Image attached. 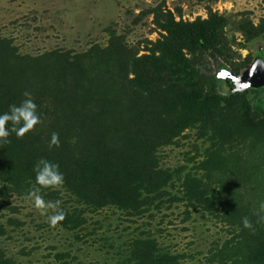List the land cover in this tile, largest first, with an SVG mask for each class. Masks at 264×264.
Instances as JSON below:
<instances>
[{
  "label": "trees",
  "instance_id": "trees-1",
  "mask_svg": "<svg viewBox=\"0 0 264 264\" xmlns=\"http://www.w3.org/2000/svg\"><path fill=\"white\" fill-rule=\"evenodd\" d=\"M224 26L225 19L215 14L193 22L175 21L169 14L161 25L165 35L150 54L137 57L121 49L104 51L101 60L112 66L88 82L97 91L98 112L88 114L90 100L75 99L74 110L61 116L58 147L49 148L54 130L45 136L43 130L19 139L13 135L10 143L0 144V184L11 191L30 190L35 185L34 163L46 158L60 165L63 187L78 203L93 210L112 205L141 213L167 196V188L173 185L172 173L158 166L157 149L198 126L212 134L216 145L200 164L206 175L185 177L182 199L216 216L229 229L231 238L213 250V262L264 264V224H256L254 232L241 224L244 216L255 224L258 203L264 201V111L251 105L246 91L239 93L232 87L234 74L220 62L215 72L200 69L203 59L223 57ZM245 31L250 39L262 32L252 25ZM3 55L0 114L24 99L22 89L14 86L26 74L11 70L12 53ZM79 65L77 72L85 77L83 64ZM72 66L76 64L66 61L60 77ZM44 74L48 77L49 71ZM47 90L51 88L46 85L36 89L41 122L49 114L44 104ZM250 184L253 195L248 200L242 189ZM63 209L66 217L59 224L77 228L80 217ZM145 248L139 254L142 263L177 264L175 257L155 256Z\"/></svg>",
  "mask_w": 264,
  "mask_h": 264
},
{
  "label": "rangeland",
  "instance_id": "rangeland-1",
  "mask_svg": "<svg viewBox=\"0 0 264 264\" xmlns=\"http://www.w3.org/2000/svg\"><path fill=\"white\" fill-rule=\"evenodd\" d=\"M169 14L175 21L205 20L211 14L225 19L223 57L203 59L200 69L206 74L215 72L220 62L239 76L257 59L264 60V0H0V55L12 53L11 70L26 73L15 89L31 91L35 100L36 89L51 88L44 99L50 120L45 115L32 133H58L61 116L74 110L75 99L90 100L88 114L97 113L101 106L97 91L88 82L112 66L101 60L103 52L115 48L137 57L150 54L165 35L161 25ZM249 25L261 34L250 39L245 31ZM66 61L76 66L60 77ZM80 63L85 77L77 72ZM222 94H227L225 86ZM263 97L264 88L246 90L247 100L262 111ZM211 137L195 126L157 149L158 166L172 173L173 185L167 188V196L141 213L112 205L93 210L78 203L64 187L41 189L46 201L59 200L62 208L80 217L82 223L75 229L50 225L32 206L28 193L36 185L18 192L0 184V261L144 264L139 254L148 246L155 256L175 257L177 264H218L212 261V252L231 238L229 229L216 216L182 199L181 188L186 176L206 175L200 164L216 145ZM251 186L242 189L248 200L253 195Z\"/></svg>",
  "mask_w": 264,
  "mask_h": 264
},
{
  "label": "clouds",
  "instance_id": "clouds-1",
  "mask_svg": "<svg viewBox=\"0 0 264 264\" xmlns=\"http://www.w3.org/2000/svg\"><path fill=\"white\" fill-rule=\"evenodd\" d=\"M248 87V85H241ZM23 97L19 104H11L8 110L0 114V144L10 143V137L15 135L17 139L24 137L41 123V116L38 112V105L33 99V94L29 90L23 92ZM60 137L58 133H52L49 148L58 147ZM35 174V185L28 193V199L32 206L42 215L47 217L50 225L55 226L66 217L65 210L61 207V201H46L41 195V189H59L65 182V177L60 171V165L46 158H39L33 167ZM256 222L244 216L241 219L243 229L254 232L256 224H264V201L258 203L255 212Z\"/></svg>",
  "mask_w": 264,
  "mask_h": 264
},
{
  "label": "water",
  "instance_id": "water-1",
  "mask_svg": "<svg viewBox=\"0 0 264 264\" xmlns=\"http://www.w3.org/2000/svg\"><path fill=\"white\" fill-rule=\"evenodd\" d=\"M230 83L239 93L249 89L264 88V60L257 59L243 74L233 76ZM241 85H248V87H241Z\"/></svg>",
  "mask_w": 264,
  "mask_h": 264
}]
</instances>
